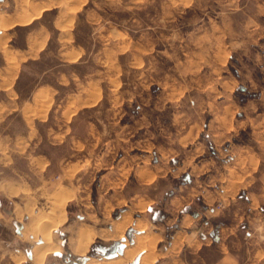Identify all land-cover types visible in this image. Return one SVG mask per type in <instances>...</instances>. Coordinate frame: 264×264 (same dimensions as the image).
I'll return each mask as SVG.
<instances>
[{
  "label": "rangeland",
  "instance_id": "374dc122",
  "mask_svg": "<svg viewBox=\"0 0 264 264\" xmlns=\"http://www.w3.org/2000/svg\"><path fill=\"white\" fill-rule=\"evenodd\" d=\"M233 53L244 69L240 80L229 59ZM4 61V80L11 86L0 89V184L20 192L8 196L0 191V264H14L19 252L25 255L19 264H34L29 250L41 240L29 235V242L20 233L24 224L30 231L31 218L24 213L18 221L13 210L27 201L35 211L47 210L46 197L58 186L74 195L65 205L66 219L52 229L60 249L46 254L42 264H66L67 253L71 261L104 257L133 264L140 251V264H153L154 249L168 243L178 222L162 228L164 238L157 245L158 237L146 223L138 222L136 228L134 223L140 217L161 220L173 188L188 182L187 171L180 177L163 176L147 187L157 202L142 212L123 200L112 206L108 201L116 197L104 192L105 184L120 179L102 173L116 168L121 151L124 165L117 167L122 170L137 148H145L152 163L157 161V148L162 163L170 158L167 152L175 155L170 165L181 157L192 165L189 156L202 147L198 141L208 139L203 124L210 122L218 136L228 135L226 127L237 123L241 113L233 92L240 101L254 96L245 88L247 82L256 88L249 73L256 74L253 66L260 64L264 70V0H0V70ZM41 87L46 90L23 109L2 104L9 97L18 104L27 102ZM133 104L141 107L138 118L133 117ZM258 107L263 110L264 102H249L242 112L246 120L239 125L249 121L255 128L263 127L264 114L251 116ZM252 135L249 139L246 133H236L221 145L226 150L234 141H250L233 169L243 183L255 180L253 171L261 162L264 170V128ZM207 146L209 155L210 140ZM147 163L148 159L143 165ZM127 172L120 175L122 180ZM129 178L125 194L137 189ZM193 205L202 203L196 198ZM191 207L185 205L180 213H193ZM89 214L104 231L81 225L90 223ZM76 225L80 226L70 239ZM194 229L214 232L210 221L202 218ZM263 229L264 223L254 239L235 241L233 252L264 264ZM77 231L95 232L80 256L71 252L69 242L74 251ZM183 243L187 246L175 250L174 264H215L220 256L213 244L197 248L187 236Z\"/></svg>",
  "mask_w": 264,
  "mask_h": 264
},
{
  "label": "crops",
  "instance_id": "0c3cea01",
  "mask_svg": "<svg viewBox=\"0 0 264 264\" xmlns=\"http://www.w3.org/2000/svg\"><path fill=\"white\" fill-rule=\"evenodd\" d=\"M229 59L234 60L233 63L238 68L236 69L234 76L240 80L241 72H244V69H241L240 67L241 63L237 60L234 53L230 55ZM4 63L5 64L2 66V70H0L1 90H7L11 86L10 81L4 80V77L8 76V65L6 61H4ZM262 66L263 64L253 66V68L256 69V74L253 72L249 73L251 81L254 83L256 88L252 89L250 82H247V87H245L247 90L250 89L252 93H254V96L247 97L245 100L240 101L233 92L234 106L239 107L241 113L238 114L239 117H237V119L240 120L237 123L235 122V124L233 123V125L226 127V133L228 135L224 137L218 136L217 134L219 131L212 129L210 122L203 124V128L209 134L207 135L208 139H201V141H198L203 143L202 147H199V152L191 153L189 156L193 159L192 165H188L184 157L180 158L181 160L177 162L178 164L176 163L173 166L170 165L169 161L175 155L167 152H165V155H169L171 159L169 158L167 161L162 163L161 160L163 154L162 151L157 148H155L157 161L152 163L149 159L146 149L137 148L134 153L131 152L129 154L127 165L122 167L123 171H128L127 178L128 176L130 177L128 182L133 181V183L137 186V189H134L127 194H125L126 187H128V183H126L127 178L123 180L120 178V175L123 171L120 170V167H117L124 165V163L120 161L124 157L122 151L120 157L118 158V162L116 165H113L116 168L102 173V176L105 175L113 177L115 175L116 179H120V182H122L120 184V182L118 183L115 179H110L105 184L104 192L109 190L111 191L112 195L116 197L115 202L108 201L111 202L112 206H117L119 204L116 201L119 202L123 200L125 202L134 204V206H136L135 208L139 212H142L145 211L147 207L152 206L153 203L157 202V198L151 196L147 191H145L147 187H149L151 184H154L156 180L162 178L163 176L171 175L173 178L180 177L182 175L181 173L187 171V177L189 178L188 182L178 183L177 186L173 188L174 193L168 197L167 202H165L163 206L162 210L165 212V215L161 218V220L154 221L140 217L134 223L135 228L136 223L138 222L146 223L149 227L148 229H152V234L158 237L156 242L157 245L158 242L164 238L162 228H164L166 225L173 224L176 221L178 222V229L175 230L174 234L170 236L168 243L163 245L161 248L159 246L154 249L157 257L153 264H174V257L178 255V253L176 254L175 250H178L179 248L182 249V247L187 246V244L183 243V239L186 236L191 240L194 247L196 246L199 248V246L202 247L213 244L219 248L220 256L215 260V264H254L253 261H249L247 257L239 258L238 254L233 252V249L235 241L253 238V236H255V232L258 230L261 232L260 228L264 223L263 162H261L258 165V168L253 171L255 180L249 181L247 179L245 183H243L241 177H238L236 172H233V169H236L238 163H240L241 156H243L241 148L245 149L246 146H249L251 144L250 141H234L235 144H230L229 148L226 150H221V145L229 141L230 138L236 133L238 135L246 133L248 138L251 139L253 138L252 134L254 131H262L264 128V126L255 128L250 124L249 121H247L244 125H239L240 121L243 122L246 120L245 113L242 112L243 109L248 106L249 102L258 104L264 102V70L261 69ZM6 81L9 84H7ZM42 90H46V87H41L34 90L29 97V101L27 102L23 100L18 104V102L14 100V97H9L10 100H7L2 104L5 107H11L10 109L13 110L16 107L23 109L27 104L31 105L34 98ZM169 104L170 103H167V105ZM132 109L134 110L133 117L135 116L138 118L141 107L133 104ZM260 114H264V109L262 110L258 107L256 111L251 114V116L255 117L259 116ZM127 123L130 125L132 124L130 120H128ZM148 123L150 122L148 121ZM200 129H202V127H200ZM221 131H223V129H221ZM208 140H210L213 145V149L209 155L207 154ZM138 150L141 152L140 154L137 152ZM145 158L148 159V163L143 165V162L146 160ZM221 158L224 160L219 162L218 159ZM100 181L101 179L98 180V182ZM118 184H120V186ZM196 198L202 203L200 207H194L193 205V202ZM133 200L134 203L131 202ZM97 202H100V199H98ZM105 205V202L102 203L104 208ZM185 205H192L193 207H191V209L193 210L194 214H190L189 212L180 213V210ZM89 215L91 216L92 214ZM90 216L89 221L91 224L84 223L81 225L89 227L96 232L104 231L105 228L98 227L94 217ZM200 218L204 220L208 219L210 221L211 227L214 229L213 235H207L204 233L202 234L200 231H196V229H194V223ZM256 218H258V221L255 220ZM78 226L80 225H76L71 228L70 239L75 237L73 231H75V228ZM192 229H194V231ZM262 231H264V229ZM106 232L110 234L112 230ZM262 236H264V234ZM69 242L71 252L80 256V254L72 250L71 241L69 240ZM123 250L122 253H118L119 256L123 254ZM140 252H138L140 254L137 258L136 264H140L139 258H141L140 256L144 253V251ZM162 257L168 259L162 261ZM123 263L121 262L120 264Z\"/></svg>",
  "mask_w": 264,
  "mask_h": 264
},
{
  "label": "bare ground",
  "instance_id": "6f19581e",
  "mask_svg": "<svg viewBox=\"0 0 264 264\" xmlns=\"http://www.w3.org/2000/svg\"><path fill=\"white\" fill-rule=\"evenodd\" d=\"M15 64V63H14ZM13 66V65H12ZM0 191L4 192L8 196H14L19 194V190L15 187H6L0 184ZM22 193H26L23 190ZM22 195V194H21ZM74 194L70 192V190L65 187L58 186L56 187L48 196L46 197V206L47 210H34L32 207L33 204L27 201V204L23 207L16 206L13 210V214L16 217V220L20 221L22 214L26 213L29 217V225L30 231H27L26 224L23 225L20 233L29 237L31 235L32 240L40 238L41 242L32 244L30 248L31 261L34 264H42L46 254L50 252H54L60 249V246L57 244L58 242H54L52 237V229L57 227L65 220V205L67 201ZM24 196V195H22ZM36 196V195H35ZM27 197V196H26ZM31 199V198H30ZM28 199V200H30ZM37 199V198H36ZM45 202V200H44ZM36 204V203H35ZM15 205V204H14ZM23 217V216H22ZM29 232V233H28ZM78 232V238L76 241V245L74 246V251L80 255H83L87 250L89 243L93 239L95 232L92 233H82V231ZM29 240V238H28ZM29 242H31L29 240ZM18 252V251H17ZM126 257H130V254H126ZM25 259V255L22 252H19L18 255L13 257L14 264H19L21 261ZM123 261V258L118 260H107L104 257H90L86 261L85 264H120Z\"/></svg>",
  "mask_w": 264,
  "mask_h": 264
},
{
  "label": "water",
  "instance_id": "95a60500",
  "mask_svg": "<svg viewBox=\"0 0 264 264\" xmlns=\"http://www.w3.org/2000/svg\"><path fill=\"white\" fill-rule=\"evenodd\" d=\"M122 250H123V246L120 247V249L118 250V253H122ZM111 255H115V252L113 251ZM106 257H110V256H106ZM63 259L66 261V264H85L87 261L86 257L77 258V260L71 261L70 253H67V255L63 256ZM136 263H137V260L135 261V264Z\"/></svg>",
  "mask_w": 264,
  "mask_h": 264
},
{
  "label": "trees",
  "instance_id": "16d2710c",
  "mask_svg": "<svg viewBox=\"0 0 264 264\" xmlns=\"http://www.w3.org/2000/svg\"><path fill=\"white\" fill-rule=\"evenodd\" d=\"M17 90H18V89H17ZM238 91H239V89L236 90V94H237ZM18 92H19V91H18ZM241 98H242L241 100L243 101V100H244V97H241ZM92 246H93V245H92ZM91 249H93V247H92ZM102 252H103V251H102ZM103 253H104V252H103ZM90 254H93V252L90 251ZM134 263H135V262H134ZM134 263H133V264H134Z\"/></svg>",
  "mask_w": 264,
  "mask_h": 264
},
{
  "label": "flooded vegetation",
  "instance_id": "af4514ba",
  "mask_svg": "<svg viewBox=\"0 0 264 264\" xmlns=\"http://www.w3.org/2000/svg\"><path fill=\"white\" fill-rule=\"evenodd\" d=\"M3 210H5V208H2Z\"/></svg>",
  "mask_w": 264,
  "mask_h": 264
}]
</instances>
